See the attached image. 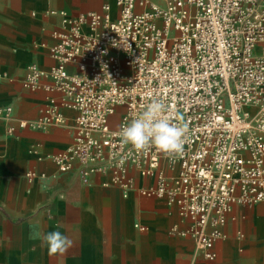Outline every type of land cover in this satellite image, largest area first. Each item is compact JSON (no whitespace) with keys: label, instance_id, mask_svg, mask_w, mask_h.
I'll return each mask as SVG.
<instances>
[{"label":"built area","instance_id":"1","mask_svg":"<svg viewBox=\"0 0 264 264\" xmlns=\"http://www.w3.org/2000/svg\"><path fill=\"white\" fill-rule=\"evenodd\" d=\"M161 1L117 0L115 16L108 4L52 11L61 16L49 48L55 64H31L23 80L45 90L46 103L19 126L46 130L64 121L62 109L77 111L73 143L54 157L59 170L79 168L84 180L109 174L126 196L166 199L191 221L181 234L215 260L233 206L264 202V0ZM153 98L186 126L182 154L121 144V126ZM12 115L0 107V117ZM132 172L148 183L137 186Z\"/></svg>","mask_w":264,"mask_h":264},{"label":"crops","instance_id":"2","mask_svg":"<svg viewBox=\"0 0 264 264\" xmlns=\"http://www.w3.org/2000/svg\"><path fill=\"white\" fill-rule=\"evenodd\" d=\"M116 2L0 0V76L7 74L0 78V107L13 108L11 119L0 117V264H264V202L233 206L225 238L214 247L217 258L207 260L195 239L181 234L191 221L166 199L137 189L126 196L109 174L84 180L79 168L59 170L54 157L73 143L77 111L62 109L64 121L46 130L19 126L37 119L46 103L48 93L25 88L23 80L31 64L43 71L55 64L49 48L61 16L52 11L78 15L108 4L115 16ZM132 175L137 186L148 183ZM52 231L72 247L50 255L38 237Z\"/></svg>","mask_w":264,"mask_h":264},{"label":"clouds","instance_id":"3","mask_svg":"<svg viewBox=\"0 0 264 264\" xmlns=\"http://www.w3.org/2000/svg\"><path fill=\"white\" fill-rule=\"evenodd\" d=\"M124 49L128 51L131 45ZM166 112H170L167 105L161 99L153 98L138 117L121 126L117 133L121 144L130 145L138 153H147L155 148L169 156L182 154L187 128L173 122L172 115ZM38 238L50 255L63 254L73 245V241L60 231H52Z\"/></svg>","mask_w":264,"mask_h":264}]
</instances>
